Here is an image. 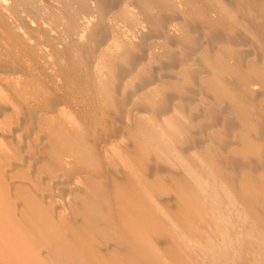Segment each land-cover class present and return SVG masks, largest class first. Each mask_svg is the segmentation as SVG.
<instances>
[{
  "label": "bare ground",
  "instance_id": "bare-ground-1",
  "mask_svg": "<svg viewBox=\"0 0 264 264\" xmlns=\"http://www.w3.org/2000/svg\"><path fill=\"white\" fill-rule=\"evenodd\" d=\"M254 6L0 0V264H175L165 230L187 232L173 241L195 257L232 264L241 234H264V147L250 145L264 142V55L221 46L249 40L233 30L256 36L264 9ZM136 26L146 28L138 53ZM156 37L161 52L149 55ZM162 54L171 67L215 60L235 83L197 64L189 86L168 75L184 91L173 103L150 64ZM196 93L210 101L192 112ZM196 234L212 240L196 245Z\"/></svg>",
  "mask_w": 264,
  "mask_h": 264
},
{
  "label": "rangeland",
  "instance_id": "rangeland-1",
  "mask_svg": "<svg viewBox=\"0 0 264 264\" xmlns=\"http://www.w3.org/2000/svg\"><path fill=\"white\" fill-rule=\"evenodd\" d=\"M218 0H214V3H216ZM254 2H255V8L256 9H264V0H253ZM233 9H234V7H232ZM239 15V14H238ZM214 17V16H213ZM240 18L239 17H237L236 19H234V21H238ZM214 19H212V21H213ZM213 26H215V27H211V25H202L201 26V28H200V32H202V33H204L205 31L203 30V28L205 27V28H208L209 30H212L213 28H215V29H213L212 31H214V32H217V33H222V32H227V31H229V30H227V29H225L224 27H220L219 25H213ZM203 27V28H202ZM217 27V28H216ZM148 28H149V26L147 27V30H148ZM210 28H212V29H210ZM223 28V29H222ZM140 29L138 26H136V31H138V30ZM145 29L146 28H142V30H140V31H138L139 33H138V36L139 37H137V38H134V40H132V46L130 45V46H128V48H131V50H133V52H135V53H138L139 51H140V48H141V45L143 44V42H141V38L142 37H144L145 38V36H146V34H142V33H144V31H145ZM222 31H220V30ZM205 30H207V29H205ZM227 30V31H226ZM246 30V31H245ZM177 31V30H176ZM175 31V32H176ZM231 31V30H230ZM228 32V34L230 33H232V31L231 32ZM235 31V32H234ZM241 31V32H240ZM239 31V33H238V30L236 31V30H233V33L232 34H234L235 33V35L237 34V35H239V34H243L242 36H244L245 35V37H249V40H247V41H244V42H238L237 44H234V45H229L228 43H222L221 44V46H223V47H228V48H231V50H232V52L234 51V50H236V51H241V52H244L243 53V55H245V58L247 59V60H250L253 56H255L256 54L258 55H260V56H263L264 55V53H260V47H264V24L262 23V26H261V28L257 31V34H256V36H255V32L254 31H252L249 27H247V29H243V30H240ZM146 32V31H145ZM174 32V31H173ZM181 32V31H180ZM243 32V33H242ZM254 33V34H253ZM223 34V33H222ZM140 35H141V37H140ZM236 35V36H237ZM250 35V36H249ZM252 35V36H251ZM158 37H156V39H155V41H153V42H149V43H146V42H148L149 41V39L150 38H146L145 39V43L147 44V46H145V49H147V52H149V55H151V54H157L160 50V48L158 47H156L155 45H157L158 43L159 44H162V39H160V38H158V39H160V40H158L157 39ZM260 38H261V40H260ZM254 39V40H253ZM157 40V41H156ZM187 41H185V39L183 40L182 39V46H177L176 48V50L175 51H179V50H186V46L185 45H190V43H188L189 42V40H188V38L186 39ZM202 40V39H201ZM201 40H200V42H201ZM203 42L201 43V44H204L205 43V41L204 40H202ZM131 42V41H130ZM255 42V43H254ZM142 43V44H141ZM144 43V44H145ZM152 43H154V44H152ZM145 44V45H146ZM255 45H256V48H258V52H256V50H255ZM154 47V48H152V47ZM157 46H159V45H157ZM147 47V48H146ZM156 47V48H155ZM202 47H204V45L202 46ZM158 50V51H157ZM236 51H234V52H236ZM161 52V51H160ZM245 52H249V55L247 54V53H245ZM194 54V55H193ZM191 56H197V53H193ZM247 54V55H246ZM250 54H251V57H250ZM261 54H263V55H261ZM127 56H128V54H122L121 55V60H123L124 58H127ZM184 55L183 54H181V56H180V58H179V60L183 57ZM250 57V58H249ZM167 58V59H166ZM211 62V63H210ZM229 62H231V63H229ZM161 63L164 65L163 67H162V65H161ZM165 63H169V65H167V66H165L166 64ZM170 63L171 62H169V57L166 55V54H162V55H159L156 59H153V60H151L150 61V64L151 65H153L154 67H155V72H156V74L157 75H161L160 73H163V74H167V76H166V78L168 77V75H179V74H181V75H183V77H185V74H184V72L185 73H187V71H188V69H190L192 66H194V65H199V67L202 69L203 67V69L205 70H207V71H209L211 74V77H213V78H220V77H225V80L227 79V77H228V79L229 80H231V82H234L235 83V79L233 78V77H229L228 75H227V73H224L223 71H221V70H219V68H217V66L216 65H218V63H216V61L214 60V61H212V59H207L206 60V62H204V61H201L200 63H197V64H195L196 63V60L195 59H192V60H190V64L188 65H182V63L181 64H179V65H176V67H171V65H170ZM229 65H231L232 64V59L230 58L229 59V61L227 62ZM203 65V66H202ZM162 67V68H160V67ZM216 66V67H215ZM258 70H263L262 68H258ZM140 73H146V70H144L143 72H141L140 71ZM165 78V79H166ZM186 78V77H185ZM169 81L167 82V84L165 85L164 84V87H162L163 88V91L165 92V93H171V94H175L176 96H173V98H172V102L173 103H175V102H177V101H179V98H178V96L179 95H183V92L182 91H180V92H173L174 91V89H173V82H175V80L174 79H169V77L167 78ZM179 80L183 83V84H185V85H190V83H191V81L188 79V78H186V79H183L182 77L181 78H179ZM227 84L228 83H223V86L224 87H227ZM169 89V90H168ZM202 90H205L204 88L202 89ZM176 91V90H175ZM205 93V92H204ZM204 93H196L193 97V99L190 101V102H188L187 104H188V109H189V111H192V112H196V108H198L199 107V104L202 102H206V101H208L209 100V98H208V96H206V95H204ZM207 95H211V93H208ZM202 96H203V98H202ZM205 96V97H204ZM207 98V99H206ZM263 98L264 97H259L258 99H257V102H262V100H263ZM203 100V101H202ZM195 101V102H194ZM210 101V100H209ZM246 102H249V100L248 99H246ZM197 103V104H196ZM154 106V104H152V105H150V108H152ZM217 110H219V108H217ZM219 112H222L221 110H219ZM202 120H205V121H207L208 120V118H204V119H202ZM235 121V120H234ZM218 130H219V132H222L223 131V128L222 127H219L218 128ZM179 136H180V134L179 133H177ZM130 136V135H129ZM128 136V137H129ZM247 137V136H246ZM130 138V137H129ZM251 148H253L254 150H255V148H256V150H260V149H262L263 147H264V142H252L251 144ZM262 178H264L263 176H261V175H258V179H262ZM160 231H161V227H159L158 228V233H160ZM256 230L255 229H253V231L251 230L250 232H247V233H249V234H245V233H243V234H241L242 235V241L238 244L239 246H238V250H239V252L236 254V256H235V258L233 259L231 256L229 257V258H231L232 259V264H264V234H262V227H261V229L259 230V231H257V232H255ZM168 231H166L165 230V232H163L162 234H161V236H163L162 238H163V241L162 242H164V240H165V243H164V245H165V247H163V248H166V249H168V250H172V251H174L175 252V256H174V258H176L177 260H179V262H177V263H175V264H210L209 262H211V260H208L206 257L205 258H202V256L201 255H197L196 257L194 256V251H193V249H189V247H183V246H181L180 244H177V243H174V239H177L179 236H181V235H187V232L185 233V234H183V233H178V232H174V233H172L171 235H169V233H167ZM255 234H258V235H255ZM244 235V236H243ZM253 235L255 236V237H253ZM188 236V235H187ZM193 236V242H194V244H196V245H199L200 243H203V242H206V241H209V239H211L212 240V237L211 236H209V235H203V234H196V235H192ZM249 236V237H248ZM252 238V239H251ZM249 239V240H248ZM167 240H168V242H167ZM250 241V242H246V241ZM254 240H257V242H259V244L256 246V244H257V242H254V245H253V241ZM173 241V242H172ZM245 241V242H244ZM261 241H263V242H261ZM243 243H245L244 245H242ZM247 243V244H246ZM250 243V244H249ZM252 243V244H251ZM262 244V245H261ZM163 245V246H164ZM262 246V247H261ZM259 248V249H258ZM199 249V248H198ZM184 250H185V253H184ZM195 250L197 251V247L195 248ZM225 250H228V248L227 249H225ZM245 250H246V252H245ZM253 252H255V253H253ZM251 253V254H250ZM244 254V255H243ZM242 255V256H241ZM149 259H150V261H154L155 260V254H152L150 257H149ZM180 262H182V263H180Z\"/></svg>",
  "mask_w": 264,
  "mask_h": 264
}]
</instances>
